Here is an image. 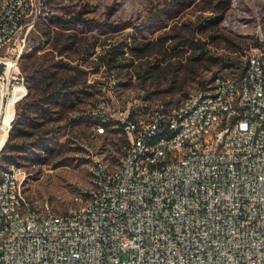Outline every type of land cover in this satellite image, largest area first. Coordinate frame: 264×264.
I'll return each mask as SVG.
<instances>
[{
  "label": "built area",
  "instance_id": "1",
  "mask_svg": "<svg viewBox=\"0 0 264 264\" xmlns=\"http://www.w3.org/2000/svg\"><path fill=\"white\" fill-rule=\"evenodd\" d=\"M46 0H33L19 10L23 0H13L0 14V38H7L0 54V143L2 131L13 121L15 105L23 99L25 75L17 68V51L26 46L33 28L34 11ZM28 13V21H21ZM264 37L250 50L241 72L247 80H232L229 91H218L214 100L189 110L156 108L135 113V105L119 110L117 119L144 130L154 138L152 153L144 164H159L160 173L137 179L131 175L141 140L117 159L127 160L130 174L112 176L94 170L96 208L68 215L31 214L18 220L26 171L16 169L0 187V217H7V237H0V264H264ZM222 78H227L222 75ZM226 121L224 144L216 135L201 133V126ZM155 123V130H147ZM99 132H103L100 126ZM176 145L171 157L161 150ZM195 145V155L177 158V150ZM211 146L210 157L199 148ZM222 147L230 155H222ZM174 166L163 168V160ZM14 203V210H6ZM42 215V222H34ZM50 218V225H43Z\"/></svg>",
  "mask_w": 264,
  "mask_h": 264
},
{
  "label": "rangeland",
  "instance_id": "2",
  "mask_svg": "<svg viewBox=\"0 0 264 264\" xmlns=\"http://www.w3.org/2000/svg\"><path fill=\"white\" fill-rule=\"evenodd\" d=\"M168 1L53 0L39 16L37 12L35 26L19 57L20 69L28 65L27 73H31L33 58L46 61L48 67L59 60L67 62L74 70L59 69L58 73L77 77L83 89V102L69 116L82 114L94 119L103 115L111 125L103 132L93 120L64 119L54 125L55 138L44 152L46 163L32 166L26 161L22 165L27 173L24 190L36 204L48 202L55 212H64L77 193L90 188L96 158L116 162L122 148V132L116 124L119 110L129 104L141 106L145 114L156 107L169 108L180 104L187 94L200 91L202 80L209 83L217 75L237 76L247 52L257 42V32L264 34V0H187L182 8L165 14L162 21H150L144 27V41L153 42V49L141 51L137 57L129 46L125 48V55L134 56L129 70L109 73L104 64L99 65V56L109 43L128 41L136 45V40H143L139 27L134 26L148 22V17ZM84 5L87 17L108 21L117 29L104 33L71 31L76 35L75 42L62 52L47 44L43 29L49 26L53 32L58 26L50 24L48 12L69 15ZM34 50L35 57H30ZM89 50H93L91 56ZM228 59L237 61L239 67H224ZM151 64L156 67L148 72ZM23 74L26 77L25 71Z\"/></svg>",
  "mask_w": 264,
  "mask_h": 264
},
{
  "label": "trees",
  "instance_id": "3",
  "mask_svg": "<svg viewBox=\"0 0 264 264\" xmlns=\"http://www.w3.org/2000/svg\"><path fill=\"white\" fill-rule=\"evenodd\" d=\"M52 1L53 0H46L44 6L40 8L38 16L45 5ZM186 2L187 0H169L164 8L159 9L148 17V22L145 21L140 26L134 27H139L138 32L142 36L145 34L143 31L146 30L143 29L147 26V23L150 21L153 23L162 21L165 14H170L172 11L175 12L177 9L182 8ZM48 13L47 17L50 24L55 22L56 26H58L53 32L49 26L43 29L42 38L45 37L46 43L51 44L55 49H59V52L69 49L74 44L76 35L71 34V31L77 30L81 33H104L108 31L107 29H109V31L117 29L114 24L108 21H100L96 18L87 17L88 10L85 5L81 7V9L69 13V15L58 14L52 11ZM38 22L39 21L36 19V23ZM46 24L49 25L48 22ZM141 39L143 40H136V45H132V43L128 41L109 43L108 47L105 48L99 56V65L104 64L105 70L109 71V73L112 70H115L116 73H120L122 69L129 70L133 66V54H136L138 57L141 51L145 52L150 48L153 49L151 47V45L154 44L153 42L148 40L144 41V39H147L145 36H142ZM254 45H256V42ZM128 46L133 53H129L130 56L125 55V48ZM92 54L93 50H89L88 55L91 56ZM29 56L35 57V50L30 53ZM44 62L46 61L33 58L30 63L31 73H27L28 65L21 66L22 71L26 73L25 83L27 86V94L15 105V116L8 137L0 150V169L10 164L22 166L26 161H29L32 166L35 165V163L39 165L46 163L45 161L47 158H44V152L51 146L55 138L56 128L54 125L64 119L72 122L81 120L90 122L93 120V123L98 125V127L102 126L104 130L108 129V126L111 125L110 121H106L103 115L94 119L90 118L89 115L86 116L82 114L73 117L69 116L74 111H77L78 104L83 102V89L79 88L80 81L77 77L74 78V76L68 75L62 76L58 72L59 69L62 71L74 70V67L61 60L51 63L49 67ZM223 66L239 67L237 61L230 59H228V62H225ZM155 67L156 64H151L150 70L147 71L151 72ZM54 68H56L57 71L51 70ZM207 83L208 82L205 80L200 81L199 90L205 88ZM189 95L190 94H187L186 98ZM156 108L164 109L165 107L161 106ZM135 111L136 113H145L141 106L135 107ZM116 124L118 126L117 130L122 132V125H120V121L117 119Z\"/></svg>",
  "mask_w": 264,
  "mask_h": 264
},
{
  "label": "bare ground",
  "instance_id": "4",
  "mask_svg": "<svg viewBox=\"0 0 264 264\" xmlns=\"http://www.w3.org/2000/svg\"><path fill=\"white\" fill-rule=\"evenodd\" d=\"M13 0H0V14L3 13V8L12 5ZM27 4H33V0H23V3H19V10H27ZM41 7H37L34 11V20L37 12ZM21 21H28V13H21ZM258 37H264L262 32H257ZM258 42V39H257ZM0 45H7V38H0ZM25 47V46H24ZM24 47L17 51V68L19 67V57L24 50ZM1 54V46H0ZM262 54H264V46H262ZM246 59H250V52H247ZM232 80H236V83H243L247 80V72H241L237 76H230L222 78L221 75L215 76L209 83L206 84L205 90L207 93V100H214L218 96V91H229L232 85ZM27 86L24 81V88H22V96H26ZM204 94V88L194 94H191L185 98L180 104L171 106L168 110H189L192 108H199V103H206V95ZM136 113V111H135ZM120 125H122V139H127L128 136L132 138V141L141 140V147L136 153V166H131V175H137V179L148 178L153 174L160 173L159 164H144L145 157L152 153L154 147V138H144V130H138V125H131L124 122V119H118ZM12 122L4 127L2 131V142L0 143V150L7 139ZM104 129L102 126H100ZM226 129V121H217L215 123H209L206 126H201V133L216 135V144H224L226 142V134H221V130ZM147 130H155V123H147ZM121 151H129V141H122ZM171 152H176V145H169V149L161 150V157H171ZM195 155V145H188L177 150V158H190ZM199 155L203 157H210L211 146H204L199 148ZM222 155H230L229 147H222ZM117 159V158H116ZM93 161V160H92ZM115 161V160H114ZM95 162L99 163V172L102 175H110V167L112 163L107 159L96 158L94 160L93 179L89 189L79 192L74 196L73 203L68 207V215L81 214L83 208H96L97 200H93V192L96 185H98V176L95 168ZM14 165L10 164L1 168L0 171V187H2V181H9V174L14 173ZM174 166V159L163 160V168H171ZM16 169L20 171H26L20 165H16ZM123 171V174H130V167H127V160L117 159L113 163L112 176H119ZM26 178V177H25ZM24 178V181H25ZM25 183V182H24ZM6 210H14V203H6ZM47 213V206L37 205L27 193L22 194L21 210L17 212L18 220H28L31 214H44ZM34 222H42V215H34ZM43 225H50V218H43ZM7 217H0V237H7Z\"/></svg>",
  "mask_w": 264,
  "mask_h": 264
}]
</instances>
